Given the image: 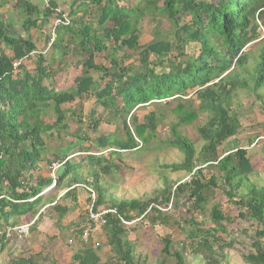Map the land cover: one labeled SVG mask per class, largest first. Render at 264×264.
<instances>
[{"label": "trees", "instance_id": "1", "mask_svg": "<svg viewBox=\"0 0 264 264\" xmlns=\"http://www.w3.org/2000/svg\"><path fill=\"white\" fill-rule=\"evenodd\" d=\"M141 1L146 5H132L129 0H71L66 15L69 24L55 27L51 59L43 53L33 56L36 45L30 34L52 15L56 19L63 17L65 11L60 9L58 0H48L47 4L43 1L45 6L41 10L30 0H15L14 7L25 14L22 32H12L11 23L0 17V228L25 220L31 222L36 216L38 220L44 207L53 225L59 228L70 210L63 205L64 201L70 196L75 199L73 190L83 185L95 193L94 211L116 212L107 214L103 228L111 256L103 262L97 247L84 244L73 254V263L144 264L127 238L133 223L126 225L123 221L140 218L151 226L169 227L172 217L159 207L171 204L179 208L186 204L190 215L183 218L182 226L178 220L173 221L185 233L181 247L173 251L170 238L162 239V252L174 264H224L232 249L239 251L246 264H264V186L249 182L254 167L247 149L237 147L221 152L223 143L236 136L241 127L233 113V95L240 90L259 95L264 88V34L260 31L261 27L264 29V0ZM8 2L0 0V5ZM156 11L170 23L172 38L165 33L142 43L140 22ZM83 17L94 19L97 26L85 22ZM129 51L135 56L126 64L132 57ZM75 56L79 58L71 61ZM97 56H101L99 63ZM56 58L62 65L70 60L80 67L81 74L74 85L59 88L53 84L58 73L53 70ZM17 62L19 65L15 66ZM88 96L95 98L98 107L110 110L122 120L124 137L99 136L94 142L88 134L79 135V159L55 154L50 161L46 138H60L67 129L69 110L63 106L79 100V112L73 110L71 115H78V122L83 125L87 121L80 115ZM193 96L199 101L198 110L187 107L194 101ZM170 100L178 102L173 109L177 121L171 126L172 139L167 142L181 151L184 159L167 167L192 174L191 180L175 182L176 185L166 183L146 199L107 198L100 175L115 168L112 156L141 149L159 126L156 111L149 112L143 123L134 113L138 107L152 103L168 101L169 105ZM49 111L54 113L53 122L44 120L43 115H49ZM200 113L207 120L198 128L204 145L197 157L194 144L179 128L191 124ZM105 119L93 110L86 126L97 131ZM93 145L102 151H93ZM43 161L63 163L55 185L52 178L40 174ZM202 166L215 173L207 179ZM52 186L55 191H67L50 202L53 196L43 192ZM217 189L237 206L238 218L254 227L251 251L241 252L236 246L238 242L230 237L232 232L226 225L232 218L225 216L220 205L215 204L210 210L211 225L194 216V212L204 211ZM75 233L80 238V225ZM222 234L228 235V240ZM11 241L4 233L0 235V254ZM28 263L29 259H21L15 264Z\"/></svg>", "mask_w": 264, "mask_h": 264}, {"label": "rangeland", "instance_id": "2", "mask_svg": "<svg viewBox=\"0 0 264 264\" xmlns=\"http://www.w3.org/2000/svg\"><path fill=\"white\" fill-rule=\"evenodd\" d=\"M70 1H59L60 3H63L62 5L60 4V9L65 11L63 12L64 15H67V11L69 10L68 3ZM129 1L132 5H140V7L146 5L145 1ZM42 3L43 0H37V4L40 6L43 5ZM17 11L18 15L12 16L8 14L1 19L4 20L5 23H12L13 25L16 24V21L18 20L19 22H22L25 18V14L23 10L18 9ZM83 19L87 23H94L95 21L94 19L87 17H83ZM55 21L56 18L52 15L51 19L41 21V27L37 28L35 31L33 30L30 34L36 45V52L33 53V56L43 53L46 57H49L50 59L52 58L51 47H53V43L51 42V39L55 38ZM93 25L94 27L97 26L96 23ZM169 29L170 23L166 17L161 15L158 11L148 13V16L142 18L140 22L141 42L149 43L153 39L165 35V33L168 38L171 39L172 35L169 34ZM260 31L264 34L263 27L260 28ZM191 49L194 52L192 44ZM187 52L189 53V51ZM128 53H131L132 57L125 61L126 64L132 62L135 56V53L131 51ZM123 54L124 52L121 51L120 55ZM175 54L176 52L174 55ZM171 55H173V53ZM100 57L101 56H97V63L101 62ZM78 58L79 56H75L71 61L75 62ZM71 61L68 60L66 65H62L59 62V58H56V62L53 64V70L58 72L57 76L53 79V84L59 88L74 85V80L81 74L80 67L73 62L71 63ZM28 65L33 66V63H29ZM95 77L99 78L97 74H95ZM190 92L192 93V91ZM263 93L264 88L259 92V95H262ZM259 95L244 90H240L233 95L231 99L232 109L233 113L239 118L241 127L236 136L229 138V140L223 143L221 152L232 151L237 147L247 149L248 156L254 167V171L249 175V182L258 187H262L264 186V96L261 97ZM190 97L191 96H186L184 98ZM194 97L195 96L192 98L194 99ZM78 102L79 100L75 104H65L63 106L65 109L69 110L65 120L67 125L66 132L62 133L60 138H46L47 145L49 146V151L46 155H48L50 161L55 159V154L59 157L73 155L75 158L79 159L81 157L79 156V154H81L79 152L81 150L79 145L82 142L79 141V135L88 134L89 138L94 142L99 136L124 137L122 120L110 110H104L103 108L98 107L95 98L91 96L84 99L82 117L80 115V118L83 119L84 122H87L83 125L79 124V116L77 115L76 118L71 115L73 110L77 111ZM167 102L168 101H162L161 103H152L147 106H141L138 107L134 113V115L136 114L138 116L139 123H143L145 116L149 112L156 111L160 116L159 126L155 136L147 144H144L141 149L130 152L122 151V153L112 156L111 161L114 163L115 168H113L109 174L100 175V184L106 192L107 198L125 201L130 199H146L153 195L157 190L161 189L166 183L176 182L180 184L191 180L192 174H186L185 171H174L167 167L168 165L176 163L180 164L184 159L183 153L167 142L169 139H172L171 126L177 121V116L174 114L173 109L178 103L177 100H170V104L166 105ZM187 107H193L195 110H198L199 101L194 99L192 104L187 105ZM93 110L97 115L107 118V120L105 119L101 122L97 131H92L86 126L89 123V115ZM77 112H79V110ZM43 116L44 120L47 122L54 121V113L52 111H49V115L44 114ZM206 120V115L200 113L199 117L191 124L179 128L180 133L194 144L197 157L200 155L204 145V141L199 135L198 128L203 125ZM70 141H72L73 144H67ZM93 146V151H102V149L99 148H97V150L95 147L96 145ZM62 147L64 148L62 149ZM74 160H72V162H74ZM44 167L45 168H42L40 173L47 176V169L50 174V164L45 163ZM202 167L203 174L207 179L215 173L211 168ZM79 174L82 173L79 172ZM55 189L53 191H55ZM77 189H79L80 193L74 194L75 199L69 197L66 202H69L73 206L76 205L75 208L78 206V201H80V203L82 202L83 205L80 204L78 207L82 208L81 215L85 216L87 208L91 202L90 194L83 185H77ZM66 190L67 189L64 188L60 189L53 197H50L55 199L49 198V201L56 200L57 196H62ZM243 191H246V189H243ZM83 192L84 196L81 198ZM215 204L220 205V209L225 216L232 218V221L226 223V225L229 231L232 232L230 237L238 242V245L236 246L239 250H241V252L251 251V245L255 236L254 227L243 219L238 218L239 209L235 206L234 202H230L222 194L221 190H213L210 202L204 207V211H202V213L194 212V216L197 219H203L207 225H211L209 213ZM159 208L172 217L171 225L169 227L159 225L151 226L148 221H143L140 218L136 219V222L129 227L130 230L127 236L128 241L134 248L135 253L141 257V262L144 264H174L173 260L162 252L164 247L162 239L165 236L170 238L173 251L178 250L185 239V233L181 227L173 223V221L174 219L178 220L181 224L183 218L190 215L187 211L188 205L182 204L179 208H175L170 204L166 208ZM75 232L73 235L70 233L63 234L62 238L65 246L64 252L57 246L58 243L56 244L53 242L55 240L54 237H50L47 240H40L38 238L29 239L30 237L26 238V240H12L6 250L0 254V264H15L16 261H20L21 259L27 260V258L30 261L28 264H76L73 263V254L83 248L85 243H83L77 236L75 237ZM222 237L228 240V235L222 234ZM34 243H37L39 246V249H37L39 252L34 251L32 245ZM87 244L97 247L96 251L103 262L109 261L111 248L107 245L103 228L96 230ZM54 250L63 254L61 255V258L63 259L61 262L55 257ZM189 259L191 261L193 260L191 256ZM224 264L246 263L242 260L239 251L232 249L229 251L227 261Z\"/></svg>", "mask_w": 264, "mask_h": 264}, {"label": "crops", "instance_id": "3", "mask_svg": "<svg viewBox=\"0 0 264 264\" xmlns=\"http://www.w3.org/2000/svg\"><path fill=\"white\" fill-rule=\"evenodd\" d=\"M32 1L33 3L37 4V0H30ZM44 1V0H43ZM60 1V0H58ZM70 1V0H69ZM68 2V1H67ZM14 3H15V0H9L8 3L6 4H1L0 5V17H6V15H18V9H16L14 7ZM60 3V2H59ZM61 5L63 3H60ZM41 9H44L43 8V5H39L37 4ZM61 8V6H60ZM21 23L22 22H19L16 21V24H12V32H22V26H21ZM33 30L35 31L36 29H32L31 30V33L33 32ZM46 158V157H45ZM45 161L41 162L40 163V166H41V170L42 168H45L44 165H45ZM48 168V167H47ZM41 172V171H40ZM41 174V173H40ZM42 176H44L43 174H41ZM47 176L50 177V174H49V171L47 169ZM46 177V176H44ZM85 188L87 189V191L89 192L90 194V190L88 187L85 186ZM55 189V187H50L48 188L47 190H45L43 192L44 195H52L54 196L55 193L59 190H56V191H53ZM67 191V190H66ZM65 191V192H66ZM64 192V193H65ZM63 193V195H64ZM77 193L79 194V189H77V187L73 190V196L74 194ZM62 195V196H63ZM60 196V197H62ZM84 196V192H83V195H81V198H83ZM91 196V194H90ZM56 197V196H55ZM59 196H57V199L60 198ZM72 197V196H70ZM91 198V197H90ZM55 199V198H54ZM68 199V198H67ZM66 199V200H67ZM66 200L64 201L63 205H66L70 210L68 211V213L62 218L61 222H60V227L59 228H56L54 225H53V221L50 219L49 217V214L47 213V210H45V207L42 208L40 210V212H42V215L41 217L37 219L38 216H36L33 220H31V222H33L31 228H30V233H29V236L30 237L29 239H40V240H47L49 239L50 237H54L55 240L53 242H55L57 244L58 247H60V249L64 252L65 251V246H64V243H63V234L64 233H70L73 235V233L76 231V227L78 225H80L82 227L83 223H84V220H85V216H82L81 215V210L82 208L81 207H78L80 204H82V202L80 203V201H78V206L75 208L76 205H71L69 202H66ZM76 204V203H75ZM83 205V204H82ZM39 212V213H40ZM86 214V213H85ZM77 215V216H76ZM76 216V217H74ZM36 220V221H35ZM23 222H27L26 220L23 221ZM51 223V224H50ZM50 224V225H49ZM49 226V227H48ZM53 227V228H52ZM27 237V238H28ZM26 240V239H25ZM33 245V249L35 252H39L37 249H39V246L37 245V243H34L32 244ZM55 249V247H54ZM62 252V253H63ZM66 253V252H65ZM39 254V253H38ZM54 254H55V257L61 262L63 259L61 258V252H56V250H54ZM59 255V256H57ZM39 256V255H38ZM66 258V257H65ZM28 259V258H27Z\"/></svg>", "mask_w": 264, "mask_h": 264}, {"label": "built area", "instance_id": "4", "mask_svg": "<svg viewBox=\"0 0 264 264\" xmlns=\"http://www.w3.org/2000/svg\"><path fill=\"white\" fill-rule=\"evenodd\" d=\"M45 3H48V0H44ZM60 24H69V19L67 18L66 15L63 14L62 18H57L55 21V27L60 25ZM55 38L51 39V42L53 43ZM35 53V52H33ZM32 53V54H33ZM19 65V62L15 64V66ZM63 163L60 161H54L50 164L49 170H50V178L53 179L54 185L56 183V178H57V172L61 169ZM53 185V186H54ZM91 194V202L90 205L87 208L86 214H85V220L82 225V234L80 235V239L82 240L83 243L87 244L89 240L93 237L94 233L96 230L104 228V226L107 223V214L108 213H113L115 214L116 212L114 210H103L96 212L93 210V203L95 200V193L90 190ZM136 222H126L123 221L124 224L126 225H131L132 223ZM32 223H25V224H18L15 226H5L4 229L0 228V235L3 233L6 235L7 238H10L14 241L18 240H24L29 236L30 233V228Z\"/></svg>", "mask_w": 264, "mask_h": 264}]
</instances>
